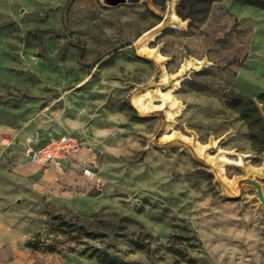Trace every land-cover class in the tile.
I'll return each instance as SVG.
<instances>
[{"label":"rangeland","instance_id":"rangeland-1","mask_svg":"<svg viewBox=\"0 0 264 264\" xmlns=\"http://www.w3.org/2000/svg\"><path fill=\"white\" fill-rule=\"evenodd\" d=\"M173 3L183 22L150 42L166 81L135 43ZM179 3L0 0V264H264V203L238 184L264 189V147L226 102L264 91V7ZM188 59L171 118L161 92ZM146 88L157 107L143 113L133 98ZM165 131L226 151L236 183ZM35 133L86 147L75 164L42 166L25 152Z\"/></svg>","mask_w":264,"mask_h":264},{"label":"bare ground","instance_id":"bare-ground-1","mask_svg":"<svg viewBox=\"0 0 264 264\" xmlns=\"http://www.w3.org/2000/svg\"><path fill=\"white\" fill-rule=\"evenodd\" d=\"M175 4L173 3L171 5V13H170V19L166 22V23H160L158 24L156 27H154L153 29L151 28V30H147L146 32H144L136 41V46L137 48L142 52V53H146L150 56H154L156 57L157 60H160L162 63V78L166 81H169L171 79V77L174 78V74H170L165 66V62H164V55L158 51V49H156L155 47H152L150 45V42L156 37V35H158L159 33L162 32L163 28H165L166 24H171V25H177L181 22H183L182 18L179 16V14L176 12L175 8H174ZM189 60V59H188ZM194 60L190 59L187 63H185L183 65L182 68H180V71H177L178 75L180 77H175L177 78L175 84L173 83V87L171 89H169L168 91L165 92H161L162 97L164 99L165 102H170L171 104V109L168 110L169 113V117L174 118L179 111L182 108V103L181 101L173 94V90H175L176 87H178L177 85L180 83L181 81V77L183 75V73H185L184 71L186 69H188L191 65L194 64ZM196 63V62H195ZM183 78V77H182ZM158 91V90H156ZM134 104L136 105L137 109L143 113H147L150 110H154L156 109L157 105L154 103V94H153V90L150 88H146L143 92H140L139 94H136L133 98ZM169 127V125L167 126ZM163 138H178L182 141L188 142L189 144H191L193 146V148L195 149V151L202 157L207 158L211 161H213L215 164L218 165L220 171L224 174L225 168L224 165L229 161V157L226 154V151L222 150L220 153H218L217 155H211L210 152L208 151L210 144H204L202 142H200L199 140L194 139L192 136H188L186 134L183 133H171L168 134L165 133L162 135ZM225 175V174H224ZM225 178L228 179V182L231 185H234L237 181V179L235 178H229L227 175H225Z\"/></svg>","mask_w":264,"mask_h":264},{"label":"built area","instance_id":"built-area-1","mask_svg":"<svg viewBox=\"0 0 264 264\" xmlns=\"http://www.w3.org/2000/svg\"><path fill=\"white\" fill-rule=\"evenodd\" d=\"M86 147V141L74 134H63L41 142L39 133L33 134L25 146L28 158L42 166L62 167L65 161ZM88 176L95 178L97 172L90 166L85 167ZM101 184V182H99Z\"/></svg>","mask_w":264,"mask_h":264},{"label":"trees","instance_id":"trees-1","mask_svg":"<svg viewBox=\"0 0 264 264\" xmlns=\"http://www.w3.org/2000/svg\"><path fill=\"white\" fill-rule=\"evenodd\" d=\"M215 0H180L179 4L192 5L193 7L198 4H204V10L208 11L211 4ZM251 5L258 7H264V0H239ZM186 16H191L186 14ZM258 100L264 102V91L258 96ZM251 96H246L242 94H235L234 96H229L226 102L237 108L241 116L246 119L250 130L251 136L255 144L264 147V113L259 105V101Z\"/></svg>","mask_w":264,"mask_h":264},{"label":"water","instance_id":"water-1","mask_svg":"<svg viewBox=\"0 0 264 264\" xmlns=\"http://www.w3.org/2000/svg\"><path fill=\"white\" fill-rule=\"evenodd\" d=\"M126 1L127 0H105V2L109 5H120L121 3L126 2ZM245 183H251L255 185V187L257 188V194L259 198L261 199V201L264 203V189H263L261 181L253 177H242L239 179V182H238L239 186H242Z\"/></svg>","mask_w":264,"mask_h":264},{"label":"crops","instance_id":"crops-1","mask_svg":"<svg viewBox=\"0 0 264 264\" xmlns=\"http://www.w3.org/2000/svg\"><path fill=\"white\" fill-rule=\"evenodd\" d=\"M27 142H28V141H27ZM27 142H26V144H27ZM81 151H82V150H81ZM81 151H80V152H81ZM80 152L75 153V154L72 156V158H71L70 160L65 161L64 165L75 164V163H76L75 161L77 160V155H78Z\"/></svg>","mask_w":264,"mask_h":264}]
</instances>
